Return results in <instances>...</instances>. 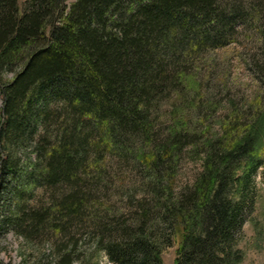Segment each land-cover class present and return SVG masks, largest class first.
Masks as SVG:
<instances>
[{
  "label": "trees",
  "instance_id": "obj_1",
  "mask_svg": "<svg viewBox=\"0 0 264 264\" xmlns=\"http://www.w3.org/2000/svg\"><path fill=\"white\" fill-rule=\"evenodd\" d=\"M67 1L0 0V143L34 147L25 185L53 199L44 210L19 206L0 227L28 245L54 239L55 264H73V229L86 225L85 208L101 193L90 158L102 143L112 150L145 139L155 146L152 203H140L130 221L96 215L88 225L102 253L112 264H164V250L176 246L175 264H242L238 242L264 168V112L240 133L209 140L201 173L178 193L170 170L190 138L173 131L161 140L150 113L181 84L189 59L232 36L243 10L228 0ZM18 170L3 161V182Z\"/></svg>",
  "mask_w": 264,
  "mask_h": 264
},
{
  "label": "rangeland",
  "instance_id": "obj_2",
  "mask_svg": "<svg viewBox=\"0 0 264 264\" xmlns=\"http://www.w3.org/2000/svg\"><path fill=\"white\" fill-rule=\"evenodd\" d=\"M24 1L20 0V6ZM228 1L243 10L232 36L226 37L224 44L208 47L189 59L181 84L165 92L150 113L161 140L167 139L173 131L190 138V143L174 157V168L170 170L174 173L173 187L177 193L201 173L209 140L221 139L228 128L240 133L264 112V0ZM72 3L74 0H68L66 5L70 7ZM13 78L14 74H6L8 81ZM3 107L0 87V127L4 124ZM102 148L106 149V144L102 143ZM114 148L115 152L101 149L97 157L90 158L96 163L90 174L100 182L101 193H94L96 199L85 208L86 225L73 229L72 239L76 243L73 264H112L99 249L88 225L97 219L96 215L113 216L112 212H116L119 218L130 221L140 203H152L148 177L155 146L145 139L132 138L129 146ZM10 158L18 163L19 170L14 178L3 182L1 166ZM35 159L34 147L13 150L0 143V222L16 215L19 206L37 210L52 206V193L47 194L41 186L25 185V174L31 172L30 163ZM263 169L254 182L253 214L238 242L244 252L242 264H264ZM16 191L21 195L16 196ZM74 242L65 243L70 249ZM32 243L28 245L14 228L0 227V261L3 264H55L52 247L57 242L54 239H37ZM176 250V246L164 250V264H175Z\"/></svg>",
  "mask_w": 264,
  "mask_h": 264
}]
</instances>
